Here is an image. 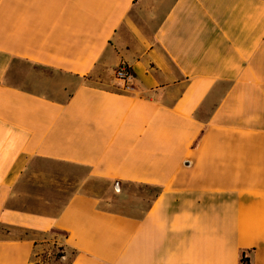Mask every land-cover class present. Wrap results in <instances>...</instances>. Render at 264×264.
Returning <instances> with one entry per match:
<instances>
[{"label": "crops", "instance_id": "1", "mask_svg": "<svg viewBox=\"0 0 264 264\" xmlns=\"http://www.w3.org/2000/svg\"><path fill=\"white\" fill-rule=\"evenodd\" d=\"M45 162L140 192L23 210L53 204L14 203ZM49 242L68 264H264V0H0V264Z\"/></svg>", "mask_w": 264, "mask_h": 264}, {"label": "rangeland", "instance_id": "2", "mask_svg": "<svg viewBox=\"0 0 264 264\" xmlns=\"http://www.w3.org/2000/svg\"><path fill=\"white\" fill-rule=\"evenodd\" d=\"M38 167L44 170L45 175L38 180L36 177H27L19 187L20 198L14 203L25 204L33 199L35 194H41L53 204L48 207H28L23 210L55 215L69 196L82 192L95 195L102 205L114 210L130 211L132 195L140 192L131 185H116L113 182L91 178L88 170L77 166L45 162ZM142 193L145 196L154 194L147 189H144ZM42 250L41 254H38L40 257L36 260L37 264H68L72 258V252L67 251L57 242H49Z\"/></svg>", "mask_w": 264, "mask_h": 264}, {"label": "built area", "instance_id": "3", "mask_svg": "<svg viewBox=\"0 0 264 264\" xmlns=\"http://www.w3.org/2000/svg\"><path fill=\"white\" fill-rule=\"evenodd\" d=\"M114 78L117 81L124 83L125 89H130L131 72L127 66L120 65L117 67V69L114 71Z\"/></svg>", "mask_w": 264, "mask_h": 264}, {"label": "trees", "instance_id": "4", "mask_svg": "<svg viewBox=\"0 0 264 264\" xmlns=\"http://www.w3.org/2000/svg\"><path fill=\"white\" fill-rule=\"evenodd\" d=\"M54 233L59 234V235H63V233L58 232V231H54ZM72 254H73V253H72ZM60 257H62V255H61ZM241 264H248V260L242 258V259H241Z\"/></svg>", "mask_w": 264, "mask_h": 264}]
</instances>
